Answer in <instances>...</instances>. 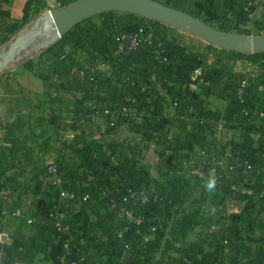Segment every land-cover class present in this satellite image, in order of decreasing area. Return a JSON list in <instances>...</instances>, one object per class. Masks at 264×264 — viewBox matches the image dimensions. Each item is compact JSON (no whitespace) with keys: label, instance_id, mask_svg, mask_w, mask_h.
<instances>
[{"label":"crops","instance_id":"0c3cea01","mask_svg":"<svg viewBox=\"0 0 264 264\" xmlns=\"http://www.w3.org/2000/svg\"><path fill=\"white\" fill-rule=\"evenodd\" d=\"M27 1L9 0L3 8L9 12L11 20L19 21ZM62 1L69 3L73 0ZM154 1L171 8L178 4L186 9L191 8L194 16L207 22L219 8L217 0ZM225 2L229 3L230 0ZM41 3L40 12L0 46L1 58L5 59L12 53L0 77L12 73L9 78L14 90L6 94L0 89V231L10 236L9 247H0V264H55L54 257L65 245L54 226L55 214L50 212L59 206L68 212L72 241L83 250L79 264H138L137 259L126 254L114 239L113 225L116 220L111 219L109 231L106 211L95 200L83 205L65 200L59 203V189L49 184L45 171L46 164L51 161L70 169L79 168L81 174L76 180L77 190L110 191L121 179V150L115 147L120 142H125V151L128 147L127 154L133 151L138 154L139 164L146 168L144 176L147 181L161 186L163 181L160 176L170 167L189 179L190 186L198 178V192H205L203 203L198 202L199 195L195 193L182 207L162 210L143 205L139 211L147 217H158L164 221V225L170 226L180 222L188 210L199 206L204 213V224L188 234L184 249L200 242L203 233L210 235L218 232L222 242L216 244L209 236L203 246L214 249L216 256H223V264H230L231 257L236 253L231 247L239 248L238 259L253 256L255 245L247 238L252 237L251 232L257 236L258 232L255 231L264 230V201L258 198V192L264 189V174L260 179L240 184L237 191L229 192L221 188L218 178L195 170L192 163L186 162V158L176 160L173 151L185 142L188 154L194 159L200 157L203 151L207 156L228 154L226 178L237 177L233 167L241 159L254 161L264 169V118L224 123L221 128L220 124H216L205 132H199L197 128L205 112L223 113L228 104L233 103L236 79L246 81L247 85L255 88L264 75L261 64L253 63L237 53L209 46L192 36L203 44L184 45L175 38L173 32L178 30L173 28L170 34L165 29V40H175L184 53L168 71L167 79L162 68L154 63V53L148 46L141 45L134 55H120L109 34L102 40L94 39L85 45L66 41L63 51L48 61L44 56L45 51L65 39L71 30L47 48L39 49L47 40L34 29V22L48 11L68 5L62 6L58 0H42ZM251 7L246 20H232L233 33L244 35L242 30H245L249 36L264 37V1ZM95 17L90 19L96 27H105L102 19ZM86 21L79 25L89 31L84 25ZM34 34L37 37L30 39ZM24 41H27L24 46L16 47V44ZM191 54H196L195 59L188 56ZM39 58H43L42 67L38 65ZM29 60L34 63V70H22V64ZM90 72L97 73V80L88 79ZM128 83L132 84V96L160 103L162 114L153 129L133 130L128 121H119L116 116L107 113V102L121 98L126 93L124 90H127ZM172 95L179 96L185 104L182 118L174 116L168 106ZM248 100L250 104L263 107L264 92H252ZM94 104L101 111L97 118L93 117L91 111ZM250 104L245 110L253 112ZM17 114L28 117L34 138L23 145L28 152H21L18 158L12 159L7 152L10 146L5 141L4 127L11 125ZM1 121L5 123L4 126ZM112 122L116 124L114 128L109 126ZM76 136L104 144V149L112 155L108 164L109 175L103 180L94 179L81 165L83 145L74 144ZM17 209L22 212V218L10 216L9 212ZM242 217L245 222L241 226L236 221ZM27 220H31V223H27ZM248 221L253 224L245 227ZM243 227L249 234L240 230ZM239 231L242 233L239 234ZM34 241L40 242L41 251L36 253L31 263L21 262L20 257L10 254L12 250L32 249ZM182 257H185L184 254Z\"/></svg>","mask_w":264,"mask_h":264},{"label":"trees","instance_id":"16d2710c","mask_svg":"<svg viewBox=\"0 0 264 264\" xmlns=\"http://www.w3.org/2000/svg\"><path fill=\"white\" fill-rule=\"evenodd\" d=\"M58 1H60L62 6H65L78 0H73L69 3H64L62 0ZM225 1L226 0H217L219 8L213 12L214 17L211 18L209 22L194 16L191 8L186 9L179 4L173 8L188 13L215 29L233 33L232 20L236 18L246 20L250 13V9L252 8L250 3L253 0H230L229 3H226ZM8 2L9 0H0V46L5 44L11 36L24 27L32 17L37 15L40 12V9H42V0H28L23 10L22 19L14 21L11 20L9 12L3 8ZM96 18L102 19L105 27H96L92 19L84 23L85 27L87 26L89 28V31L85 30L84 27H80V25L74 27L67 34L65 39L58 41L54 46L45 51V59L49 61L51 57L58 56L59 53L63 51L66 41L76 45H85L94 39L100 38L102 40L106 34H109L113 37V42L116 47V40L121 34L124 32H133L137 29H142L143 31L140 39L144 43H141V45L148 46L152 53H154L153 61L157 66L162 68L163 75H165L164 77L166 79L168 78V71L172 69L173 65L177 62V58L184 53V50L180 48V45L177 44L175 40H165L167 36L165 32L166 27L158 22L139 18L131 14L116 12L104 13L95 17V19ZM147 34H152L151 38L148 37ZM145 41H151V44H147ZM158 44L160 45L159 47L157 46ZM157 55L163 56L165 59L163 65L157 63ZM188 56L195 59L196 54ZM238 56L244 57L253 63L261 64L264 68V54L251 56L238 54ZM38 65L41 67L43 66V58H39ZM22 70L33 71L34 63L30 60L24 62L22 64ZM97 76L98 75L96 74L95 79L92 81L97 80ZM241 82L242 80L240 79L235 80L236 88L233 103L228 104L223 113H217L214 111H207L204 113L202 120H200L197 125L199 132L209 131L211 127L216 124L222 126L224 123H240L243 121L251 122L256 118H260L261 113L264 114V106H256L254 103L250 104L248 100V97L252 92H257V85H255V88H252L249 85L244 86L242 100H238L236 92L241 86ZM131 85V83H128L127 90H124L126 93L124 92L122 97L118 98L116 101L107 102L105 108L111 115L116 116L119 121H128L133 130L153 129L158 124V118L161 117L162 114L160 103L153 101L147 102L132 96L131 91L133 89ZM0 89L6 94L13 93L14 90L13 85L10 83V78H7V76L0 77ZM249 104L253 107V112H249L247 116H244L242 111L245 110V107H248ZM94 106L96 105L94 104ZM168 106L172 110L174 116H177L178 118L183 117L185 104L179 96L172 95L169 98ZM96 107L98 108V106ZM121 107L132 108L135 111L133 114H138L141 110H144V115L141 121L138 123L132 116L127 118L121 116L119 113ZM4 136L6 143L10 146V148L7 149L10 158L16 159L21 152H28V149L24 148L23 145L27 140H32V138H34V135L29 128L28 117L22 114H17L11 125L4 127ZM73 142L74 144L79 143L83 145V149L80 152V155L82 156L81 165L88 174L96 180H103L106 178L110 172L108 164L110 163L112 155L108 154L107 150L104 149L105 145L95 141H88L81 136H76ZM115 147L121 150L119 153V159L122 160V165L119 168L121 179L118 181V185L110 191L101 189L94 192L83 188L77 190L76 180L79 178L81 170L79 168L70 169L68 166H63L59 163L57 164L61 173L62 188L77 197L76 200L70 202L83 205L90 200H95L101 205L106 211V218L110 224L109 231L112 227L111 219L116 220L113 225L115 226L113 231L114 239L121 245L126 254L130 255L133 259H137L138 264H223V256H216L214 249L209 250L203 246L205 240L209 236L216 244L222 242L221 234L218 232L210 235L205 232L203 233L204 236L202 235L200 242L189 245L187 249H184L183 245H185L184 243L188 234L195 227L204 224V213L199 206L188 210L180 222L170 226L164 225V221L158 217H147L144 213L139 211V207L143 205L150 209L162 210L182 207L191 195H194L195 193H198L199 195L198 202L203 203L205 201V192H198V178L195 179L196 183L194 182V185L192 184V186H190L189 179L184 175L177 174L174 168L167 167L166 172L160 176L163 183L161 186H158L147 181L144 176L146 168L139 164L140 158L136 152L133 151L130 154H127L129 149L127 147L125 151V142H120L116 144ZM186 149L187 145L185 142L179 147V149L175 148L173 151L175 152L174 154H176L175 159L180 161L186 158V162L192 163V168L195 170L202 172L206 176H214L218 178L221 188L229 192H232L230 190L232 185L239 188L240 184H242L243 179L241 177L232 176L226 178L225 169L218 170L208 165L207 161L212 155L207 156V153L203 151L201 152L200 157L194 159V157H190ZM250 162L256 168H260L263 171L262 174L257 177V179H260L264 174V169L256 162L251 160ZM201 166L203 169H201ZM84 173L86 172L84 171ZM254 179H252V181ZM84 196H87V200L83 202L82 198ZM258 198L260 201H264V198H260L259 196ZM144 200L145 202H143ZM69 206L70 205H68V208ZM119 209L131 210L135 217L140 220V223L133 224L117 218ZM244 222L243 217L236 221V223H240L241 226ZM248 224H253V222L248 221L247 226L245 227H248ZM245 227L240 230L249 234V231H246ZM152 229L154 230L152 231ZM122 230L127 231L123 233L122 239L119 240L116 238V234L118 231ZM253 231H255V229H253ZM240 232L241 231H239V234ZM255 232H258L257 236L251 232L252 237L249 236L247 238V241L255 245L254 255L241 256L240 259H238L236 257L237 254H240L239 248L235 249V247H231V250H235L236 253L231 251L235 254L231 257L230 264H264V230ZM71 233L69 234L68 239L71 237L70 245L75 252L73 259L79 263L80 253L83 250L79 248L74 240L72 241ZM216 246L217 245H214V247ZM40 248V242L34 241L32 249L12 250L10 254L15 257H20L21 262L31 263L35 258L36 253L41 251ZM157 254H160V256ZM183 254L185 257H182ZM174 255H176V257Z\"/></svg>","mask_w":264,"mask_h":264},{"label":"water","instance_id":"95a60500","mask_svg":"<svg viewBox=\"0 0 264 264\" xmlns=\"http://www.w3.org/2000/svg\"><path fill=\"white\" fill-rule=\"evenodd\" d=\"M123 13L158 22L187 33L217 49L251 56L264 54V37H254L215 29L201 20L165 6L154 0H78L60 9L48 11L34 22V29L47 40L39 49H45L61 39L82 22L104 13ZM37 34L31 35L35 39ZM27 41L16 44L22 47ZM0 60V72L9 64L8 58Z\"/></svg>","mask_w":264,"mask_h":264},{"label":"built area","instance_id":"2783aa9c","mask_svg":"<svg viewBox=\"0 0 264 264\" xmlns=\"http://www.w3.org/2000/svg\"><path fill=\"white\" fill-rule=\"evenodd\" d=\"M263 1L264 0H253L250 3V5L258 6ZM142 34H143L142 29H137L133 32H124L123 34H121L116 40L117 53L120 55H129V54L136 53L138 49L140 48L141 43H144L140 39ZM145 42L147 44H151V41H145ZM157 46L159 47L160 45L158 44ZM156 61L159 65H163L165 63V59L163 58V56L157 55ZM96 74H97L96 72H90L88 75V79L91 81L94 80L96 77ZM246 85H247L246 81H242L241 86L238 88L236 92L239 101L242 100V96L244 92L243 87ZM257 91L262 92V93L264 92V77L261 78V80L257 84ZM91 111L93 113L94 118H97L101 115V111L94 105L91 107ZM134 112L135 111L132 108L121 107V110L119 113L121 116H125L126 118L132 116L136 120V122L139 123L144 115V110H141L138 114H133ZM107 113L110 114V112H107ZM242 113L244 116H247L249 114V111L243 110ZM263 117H264V114L261 113L260 118H263ZM1 124L2 126L5 125L3 121H1ZM109 126L114 128L115 124L110 123ZM221 127L222 126L219 125V128ZM228 159H229V155L224 153L219 156L216 155V156L210 157V159H208L207 161V164L212 166L214 169L222 170V169L227 168ZM233 168L237 172V177H241L243 179L242 184H244L248 180L257 178L263 172L260 168H256L250 162L249 159H241L237 164H235ZM201 169H203L202 166H201ZM45 170H46L47 177L49 179V184L52 187L59 189V196H60V199L62 200L61 201L59 199L60 200L59 203H62L65 201H73L77 199V197L74 194L68 191H65L62 188L61 173L56 163H54L53 161L47 163L45 166ZM237 189L238 187L235 185H232L230 187L231 191H236ZM258 196L260 198H264V190H261ZM86 200H87V196H84L82 198V201L84 202ZM143 202H145V200ZM50 212L55 214L53 217V219L55 220L54 226L58 233V236L64 239V244H65L63 250L54 257L55 264H79L77 261L73 259L75 256V252L73 248L71 247L69 243V239H68V236L71 233V226L67 221V211H65V209L62 206H59L57 208H52ZM9 214L12 218H15V219H19L23 217L22 212L18 209L9 212ZM117 218L121 220H126L133 224L140 223V220L135 217L134 213L131 210L119 209L117 213ZM27 223H31V220H27ZM153 230L154 229H152V231ZM126 231L127 230L118 231L116 234V238L121 240L123 237V233ZM9 239H10V236L8 233L0 231V247L4 249L8 248Z\"/></svg>","mask_w":264,"mask_h":264},{"label":"rangeland","instance_id":"374dc122","mask_svg":"<svg viewBox=\"0 0 264 264\" xmlns=\"http://www.w3.org/2000/svg\"><path fill=\"white\" fill-rule=\"evenodd\" d=\"M123 14V13H122ZM135 16V15H134ZM138 17V16H137ZM140 18V17H139ZM165 26V25H164ZM166 30H167V32H168V34H170V32H172V30L173 29H171L170 27H166ZM242 33L244 34V35H248V34H246V32H245V30H242ZM173 34H174V36H175V38H177L179 41H180V43H183L184 45H188V46H191L192 44L194 45V44H200V45H202L203 43H201L200 41H197L196 39H194V38H192L191 36H189V34H187V33H182V32H180V31H175V32H173ZM3 58H1L0 57V60H2ZM12 73H7V74H5V75H3V76H7V78H9V76L11 75ZM13 77V76H12ZM3 78H5V77H3Z\"/></svg>","mask_w":264,"mask_h":264}]
</instances>
